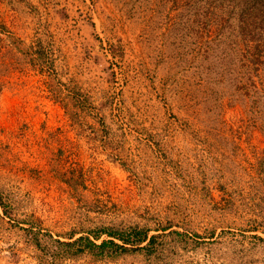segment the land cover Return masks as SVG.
<instances>
[{
    "label": "rangeland",
    "instance_id": "rangeland-1",
    "mask_svg": "<svg viewBox=\"0 0 264 264\" xmlns=\"http://www.w3.org/2000/svg\"><path fill=\"white\" fill-rule=\"evenodd\" d=\"M0 82V264H264V0H0Z\"/></svg>",
    "mask_w": 264,
    "mask_h": 264
},
{
    "label": "trees",
    "instance_id": "trees-1",
    "mask_svg": "<svg viewBox=\"0 0 264 264\" xmlns=\"http://www.w3.org/2000/svg\"><path fill=\"white\" fill-rule=\"evenodd\" d=\"M2 82H0V92L3 88ZM34 231V230H33ZM102 236L106 238L101 240L97 244V241ZM156 237H148L147 233L137 227H126L120 229L114 228H98L93 237L80 236L77 239L70 242H56L59 246H63L65 251H71V248H75V251L83 252L85 250L94 252L95 254H119L132 251L143 250L151 248ZM145 246H142L145 243Z\"/></svg>",
    "mask_w": 264,
    "mask_h": 264
}]
</instances>
